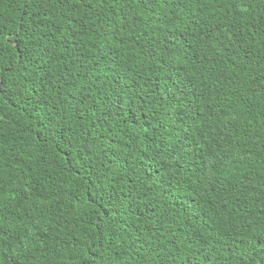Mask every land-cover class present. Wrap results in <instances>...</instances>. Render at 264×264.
Returning a JSON list of instances; mask_svg holds the SVG:
<instances>
[{
    "label": "trees",
    "instance_id": "1",
    "mask_svg": "<svg viewBox=\"0 0 264 264\" xmlns=\"http://www.w3.org/2000/svg\"><path fill=\"white\" fill-rule=\"evenodd\" d=\"M0 264H264V0H0Z\"/></svg>",
    "mask_w": 264,
    "mask_h": 264
}]
</instances>
